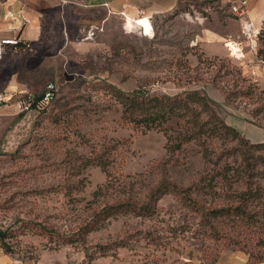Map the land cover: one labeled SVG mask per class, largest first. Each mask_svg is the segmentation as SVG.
<instances>
[{
	"label": "rangeland",
	"instance_id": "1",
	"mask_svg": "<svg viewBox=\"0 0 264 264\" xmlns=\"http://www.w3.org/2000/svg\"><path fill=\"white\" fill-rule=\"evenodd\" d=\"M221 7L214 0H195L185 9L193 19L206 16L207 9L219 11ZM187 23L178 11L149 19L142 15L132 19L105 15L77 32L66 24L46 33L41 62L37 64L46 68V74L42 72L43 77L35 82L39 93L33 95L53 83V99L44 109L13 110L0 117V232L7 236L10 248L5 256L0 248V264H215L224 251H236L220 242L201 243L175 229L182 223H177L180 212L170 196L159 202L163 208L159 218L112 219L87 236L85 247L65 243L61 237L41 236L23 226L25 221L40 222L63 235L67 227L78 222L82 217L79 206L71 205L65 193L79 182L74 185L79 190L73 195L86 200L105 182L99 167L83 168L79 159L103 140L123 142L119 167L123 175L144 172L164 155L163 134H140L123 126L120 107L105 87L94 81L105 80L124 91L138 87L166 94L181 91L178 84L183 82L178 80L182 73L194 74L191 70L202 55L190 42L192 30ZM89 24L96 25L99 32L85 40ZM254 40L246 46L236 45L244 56L239 52L238 58H226L264 88V63L256 58L257 37ZM200 67L202 79H208L214 67ZM191 86L202 87L215 101L219 114L245 139L252 143L264 141V127L244 120L246 116L241 111L224 106L221 95L210 84ZM201 168L198 150L190 144L184 159L171 173L175 179L187 182ZM147 230L163 243L168 242L167 248H156L143 240ZM246 236L244 249L248 253L237 252L256 261L263 248L257 244V235ZM116 243H127L128 247L109 250ZM100 248L105 249L103 254Z\"/></svg>",
	"mask_w": 264,
	"mask_h": 264
},
{
	"label": "trees",
	"instance_id": "2",
	"mask_svg": "<svg viewBox=\"0 0 264 264\" xmlns=\"http://www.w3.org/2000/svg\"><path fill=\"white\" fill-rule=\"evenodd\" d=\"M257 39L256 58L264 63V27ZM202 65L214 67L205 80L199 71ZM191 72L194 74L182 73L183 77L178 80L183 82L178 84L182 90L175 94L142 87L124 91L96 79L94 82L102 84L120 107L123 126L140 134L161 132L166 140L165 153L144 172L123 175L119 168L123 142L103 140L79 159L83 168L99 167L105 174V182L86 200L73 195L79 190L74 186L79 182H74L65 193L71 205L79 206L82 217L78 222L67 227L63 235L40 222L25 221L24 228L85 247L87 236L112 219L131 217L152 221L159 218L163 213L159 202L170 196L180 212L177 223L182 225L175 228L180 233L190 234L201 243L220 242L224 247L245 253L248 252L244 249V238L254 234L264 251V141L252 143L245 139L219 114L215 101L202 87L191 85L210 84L221 95L224 106L241 111L246 116L244 120L260 127H264V88L243 75L240 67L228 58L198 56L197 66ZM43 92L32 95L29 109L47 107L40 102ZM190 144L197 148L202 168L190 181L182 182L174 178L171 169L181 163ZM6 238L0 232L4 255L10 253ZM141 238L156 248L166 249L169 245L149 230ZM120 247L128 244L116 243L109 250ZM100 252L103 254L105 249L100 248ZM255 260L263 261L264 252Z\"/></svg>",
	"mask_w": 264,
	"mask_h": 264
},
{
	"label": "crops",
	"instance_id": "3",
	"mask_svg": "<svg viewBox=\"0 0 264 264\" xmlns=\"http://www.w3.org/2000/svg\"><path fill=\"white\" fill-rule=\"evenodd\" d=\"M193 1L0 0V38L18 37L32 47L29 53L4 54L0 60V93L7 92L14 97L23 93H39L35 82L46 74L45 67L37 66L41 62L42 41L47 32H55L58 26L66 27L67 24L77 32L86 23L105 15H122L131 19L142 15L149 19L178 11L181 18L190 24L191 44L197 46L203 56L219 58L231 56L225 45L228 42L237 46L255 42L254 39L246 42V38H243L239 19L229 12L231 2L244 1L249 22L258 31L264 27V0H216L222 6L219 11L207 9L206 16H195L192 19L185 7L191 6ZM241 50L239 47V52ZM240 54L245 55L242 52ZM15 99L0 107V117L13 110L20 111ZM215 261V264H264V260L256 262L244 253L232 250L224 251L221 260Z\"/></svg>",
	"mask_w": 264,
	"mask_h": 264
},
{
	"label": "built area",
	"instance_id": "4",
	"mask_svg": "<svg viewBox=\"0 0 264 264\" xmlns=\"http://www.w3.org/2000/svg\"><path fill=\"white\" fill-rule=\"evenodd\" d=\"M244 5H245L244 1L231 2L229 5V12L232 15H234L237 19H239V22L241 24V33L243 37H245L248 40H253L257 37L259 31L255 29L253 24L249 22V20L247 19ZM98 32H99V28L97 26H90L88 30L84 33V39L85 40L93 39L95 34H97ZM225 45L229 50V54L231 56H234L235 58H238L235 54H233L232 50H230L228 43H226ZM31 51H32L31 44L22 41L18 37L0 38V60L3 58L5 53H9V54L16 52L29 53ZM54 92H55L54 84L53 83L47 84L40 102L43 105H47ZM14 98H16L15 101L20 111L28 110L33 102V96L28 93H23L14 97V95H11L10 93L2 92L0 93V107L4 104L9 103Z\"/></svg>",
	"mask_w": 264,
	"mask_h": 264
},
{
	"label": "bare ground",
	"instance_id": "5",
	"mask_svg": "<svg viewBox=\"0 0 264 264\" xmlns=\"http://www.w3.org/2000/svg\"><path fill=\"white\" fill-rule=\"evenodd\" d=\"M127 23H131V22H128L127 21ZM140 24V26H142L141 25V22L139 23ZM144 27V29L146 28L147 29V27L146 26H143ZM146 29H145V31H146ZM237 44H235V43H233V42H228V46L230 47V50H232V52H233V54H235L237 57H239L240 55L238 54L239 53V48L236 46Z\"/></svg>",
	"mask_w": 264,
	"mask_h": 264
}]
</instances>
